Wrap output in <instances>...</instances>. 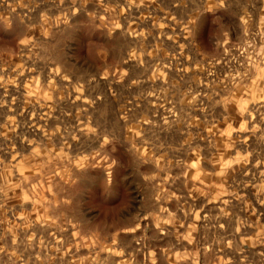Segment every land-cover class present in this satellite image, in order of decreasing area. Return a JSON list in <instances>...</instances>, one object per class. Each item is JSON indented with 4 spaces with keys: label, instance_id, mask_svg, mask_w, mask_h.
<instances>
[{
    "label": "rangeland",
    "instance_id": "374dc122",
    "mask_svg": "<svg viewBox=\"0 0 264 264\" xmlns=\"http://www.w3.org/2000/svg\"><path fill=\"white\" fill-rule=\"evenodd\" d=\"M0 264H264V0H0Z\"/></svg>",
    "mask_w": 264,
    "mask_h": 264
}]
</instances>
